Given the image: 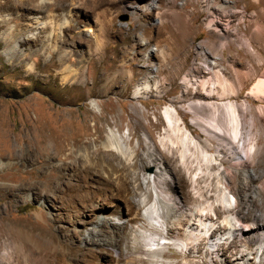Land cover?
I'll return each mask as SVG.
<instances>
[{"label": "rangeland", "instance_id": "obj_1", "mask_svg": "<svg viewBox=\"0 0 264 264\" xmlns=\"http://www.w3.org/2000/svg\"><path fill=\"white\" fill-rule=\"evenodd\" d=\"M215 1L216 5L210 0H156L152 9L151 0H0V132L9 137L14 151L13 159L0 158L7 163L0 168V261L181 262L183 255L168 243L164 258L159 259L163 263L141 257L138 250L143 246L132 235L134 249L123 252L119 247L118 255L110 248L108 254L100 253L97 236L103 235L107 245L113 239L102 219L117 212L112 197L117 187L85 168L78 149L92 147L93 160L105 156L107 163L117 165L121 158L103 147L114 132L123 146H130L141 158H145V147L151 146L156 156L168 158L175 167L160 144L164 111H177L186 127L203 139L191 124L190 105L197 101L251 105L244 112L245 127L252 116L259 129L257 152L252 163H245L244 172L230 169L231 174L241 173L230 188L241 215L246 216L243 225L263 223L264 0ZM143 4L151 9L133 11V6ZM211 20L218 31L207 29ZM79 66L84 67L82 80L73 79ZM137 87L142 88L138 98L134 95ZM214 95L227 96L219 100ZM195 114L208 117L205 110L195 109ZM61 115L76 121L77 131L85 130L72 151L73 140L58 138L60 132L50 124ZM21 148L31 150L36 160L28 157L25 162ZM137 173L143 180V173ZM179 175L184 178L182 171ZM249 175L254 178L248 183ZM127 179L119 195L137 203L130 174ZM101 193L106 209L100 219L73 222L75 211ZM230 242L225 248L240 245ZM246 247L244 254L252 255L247 254L241 264H259L254 257L256 246ZM186 257L195 264H212L204 256Z\"/></svg>", "mask_w": 264, "mask_h": 264}, {"label": "bare ground", "instance_id": "obj_2", "mask_svg": "<svg viewBox=\"0 0 264 264\" xmlns=\"http://www.w3.org/2000/svg\"><path fill=\"white\" fill-rule=\"evenodd\" d=\"M155 1L151 0V8H155ZM216 3L218 1L210 0V4ZM147 7L149 4L135 5L133 11L148 12L151 8ZM40 8L48 9L47 6ZM78 20L84 22L79 15ZM212 22L213 20L206 25L208 30L217 29ZM84 23L89 27V23ZM34 35L35 33L28 38L33 39ZM82 62L81 55L79 64ZM83 76L84 67L79 66L73 79L82 80ZM147 88L145 86L144 90ZM141 90L142 88H135L136 98L141 97ZM214 96L221 100L227 95ZM234 103L197 101L190 105L194 114L191 124L204 136L203 139L196 131L186 127L177 111L165 109L166 125L160 144L178 168L171 166L168 158L156 156L151 151V146L145 147V158H141L130 146H123L120 137L114 132L104 140L103 147L115 151L121 158L122 161L117 165L107 163L105 156L93 160L95 152L92 147H78V155L84 167L93 169L94 174L104 178L107 184L117 187L116 192L112 193L116 200L114 206L117 212L110 217L103 216L102 219V223L111 229V244L107 245L103 235L97 236L95 241L102 247L101 254H108V248L113 255H118L119 247H122L123 252L130 251V248L132 250L134 243L130 242L129 238L132 235L143 246L138 253L141 257L147 256L152 263H163L159 259L164 258V244L168 243L183 255V260L174 264H195L193 259H187L186 254L204 256L212 264L217 261L222 264H241L247 260V254L252 255L244 254L246 244L256 246L254 257L259 264H264V219L263 223H256L254 227L246 226L247 223L243 225L247 222L246 216L241 215L240 203L230 188L241 175L240 172L231 174L230 169H240L244 172L245 163H252V158L257 152L259 129L253 124L252 116L249 118V125L245 127L244 112L249 111L251 105L241 103L236 106L237 103ZM195 109L205 110L208 117H196ZM257 109L261 111L260 107ZM67 120L61 115L59 118L54 117L50 124L60 132L58 138L64 136L73 140L72 151L78 146L77 138L85 135V130L77 131L76 121ZM52 140L56 138L52 136ZM46 148L42 147L41 151L44 152ZM20 150L24 153L25 162L28 157L32 161L36 160L31 150ZM60 150L61 147L58 146L57 154ZM0 158H14L9 137L4 132H0ZM6 165L7 163L0 159V168ZM138 171L143 173V180L140 179ZM180 171L184 173V178L179 175ZM128 174L133 180L137 203L132 202L129 197L119 195L120 190L129 183ZM253 178L249 175L248 183ZM184 188H187V193H184ZM102 198V193L91 196L89 204L86 203L75 211L73 222L87 224L90 220H99L106 209L105 204L100 202ZM94 215L96 216L93 218ZM229 240L230 243L236 242L240 245L232 244V247L225 248ZM229 250L232 253L230 256L227 255ZM0 264L9 263L0 261ZM165 264L171 263L168 261Z\"/></svg>", "mask_w": 264, "mask_h": 264}, {"label": "water", "instance_id": "obj_3", "mask_svg": "<svg viewBox=\"0 0 264 264\" xmlns=\"http://www.w3.org/2000/svg\"><path fill=\"white\" fill-rule=\"evenodd\" d=\"M122 19L125 20V17H123Z\"/></svg>", "mask_w": 264, "mask_h": 264}]
</instances>
